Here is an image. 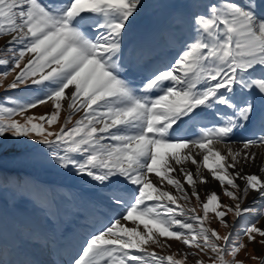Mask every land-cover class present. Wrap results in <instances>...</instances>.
Masks as SVG:
<instances>
[{"label":"snow or ice","instance_id":"6c2138e0","mask_svg":"<svg viewBox=\"0 0 264 264\" xmlns=\"http://www.w3.org/2000/svg\"><path fill=\"white\" fill-rule=\"evenodd\" d=\"M148 6L147 0H0V76L14 74L0 81V165L11 158L21 166H51L80 178L93 194L83 201L76 189L0 171V192L9 183L16 189L0 207V264H188L189 258L191 264H245L242 250L264 247V153L253 151L264 150V0L183 6L158 0L152 5L157 31L137 37L136 22ZM186 28L191 37L181 41ZM161 41L180 45L163 66L154 62ZM18 89L39 95L7 94ZM41 105L51 112H30ZM62 107L68 117L58 124ZM73 111L83 116L68 127ZM201 156L210 177L201 171ZM188 160L195 172L183 165ZM212 181L234 205L222 204L207 187L201 199L197 185ZM57 190L86 202L89 211L108 212L80 251L56 259V230L15 217L6 242V210L25 195L54 209ZM250 195L258 209L241 207ZM190 196L203 216L181 206ZM210 211L225 228L228 212L239 220L256 211L257 219L235 237L220 235L204 226ZM161 238L183 246L179 258L149 251L165 247ZM250 258L264 264V257Z\"/></svg>","mask_w":264,"mask_h":264},{"label":"rangeland","instance_id":"374dc122","mask_svg":"<svg viewBox=\"0 0 264 264\" xmlns=\"http://www.w3.org/2000/svg\"><path fill=\"white\" fill-rule=\"evenodd\" d=\"M157 2H158V0H147V4L149 6L144 11V12L147 11L150 14L152 13V15L155 19H157L158 12L155 8L152 7V5L154 3H157ZM166 2L171 3L173 5H176V6H183V5L187 4L189 2V0H166ZM237 2H241V0H237ZM145 30H144V33L148 34V32L150 30H152L151 26H150V28H147ZM180 36L182 37L181 41H183L184 39L190 38L191 37L190 28H186L185 31L183 33H181ZM0 42H2V41H0ZM0 71H3L2 67H0ZM13 75H9L8 77L0 76V81H4L5 83L10 82L13 79ZM4 94H5V89L3 87H0V97H2ZM7 94L8 95H16L17 98L21 99V100L31 99V98H33L34 95H39V93H34V92H30V91H23L22 89L11 90ZM51 110L52 109H50V107L48 105H41L35 109H31L30 112L34 113L35 115L38 116V115L43 114L45 112L50 113ZM82 113H83V111H79V112L73 111V115L71 117V123L68 125V127H71L72 125H74L76 120L80 119L83 116ZM67 117H68V111L62 107L61 111H60V115L58 117V124H62L64 122V120L67 119ZM17 119H19V117H17ZM33 122H36V121L34 120ZM58 124L52 125L53 131L58 130ZM189 163L191 164V162H189ZM189 163L183 162V165L188 168ZM0 171H2L4 173V175L8 176V177H12L15 175L31 176V177L35 178V180H37L42 185L53 186V187L60 186L63 189H66L65 185L75 187L76 190H78L82 194L84 201H86L88 199L86 192L92 193L91 191H89L83 187V182L81 181L80 178L75 177V176H65L62 174V171H57L54 167H51V166H45V165H41V164H28L25 166H21V165L17 164L16 162H14L11 158H9L2 165H0ZM250 171L254 172L253 169L252 170L250 169ZM168 187L170 188V186H168ZM67 190L73 191V189H67ZM15 192H16V189L12 186L11 183L4 185V191L0 192V207H3V205H4L5 201H7V199L9 201H11ZM199 192L201 195V199L202 200L206 199V197L204 196V192L202 190ZM173 193H175V191H173ZM250 196L244 200L241 207L242 208H251L254 210L258 209L260 207V202L254 203V202L250 201ZM57 197H58V199H57L56 207L54 209H51V211L52 210L57 211L59 214V218H63L62 216L68 215V213H69L68 212L69 208L68 207L66 208V205L70 206L69 203H66V201H69V200L63 194V192H61L59 190H57ZM220 197H221V203L224 205H228L230 203L234 205V203H235V202L230 201L229 198L224 197L222 195V191L220 193ZM69 202L74 203V201H69ZM84 203L85 202H83V204ZM180 204H181V206H183L185 208V210H187L189 208H194L195 212L191 213V214L203 216L202 205L197 204L195 197L190 196V199L187 202L181 200ZM82 206H84V205H82ZM5 207H6V203H5ZM48 211H49V208L47 207V205L45 203H41L40 200L37 199L36 197H29L28 195H25L21 198H18L16 200L15 207L10 208L9 213L7 212V210L5 212V223H4L5 240H9L8 239L9 237L7 238V234L9 236L11 230L14 227L12 217L22 219L24 221H27L29 223L34 224L35 216L37 215L38 217H41L43 219L42 223L47 225L49 222V218L47 216ZM87 211H89L88 208H87ZM53 216H57V215L54 214ZM214 216H215V214L210 211L209 217H208V219L205 220L204 226H209V223H210V226L212 228H218L219 229L220 235H225L228 232H232L233 236L235 237L236 235H239L241 233L245 224L257 219V212L252 211V212L246 213L239 220H237V218L233 215V213L228 212L225 216V220L229 224L228 228H225L222 225H220L219 221L217 219H215ZM89 222L91 223V221H89ZM260 223L264 224V218L260 219ZM244 242H246V237L244 238ZM161 243L164 244L165 247L161 248L159 246H150L149 251H154L157 255H164V256L173 255L174 258H179V255H177V253H178V251H181L183 248V246L179 242H177L175 240L168 241L164 238H161ZM169 243L171 244L170 248L167 246ZM150 244H151V242H150ZM253 255L259 256V257H264V247L260 246L258 243H255L252 246H250L247 249V251L242 250L239 253V258L242 260H245V264H259L258 260L250 258ZM188 264H191V258H189ZM205 264H209V262L206 259H205Z\"/></svg>","mask_w":264,"mask_h":264},{"label":"bare ground","instance_id":"6f19581e","mask_svg":"<svg viewBox=\"0 0 264 264\" xmlns=\"http://www.w3.org/2000/svg\"><path fill=\"white\" fill-rule=\"evenodd\" d=\"M150 26L152 30H150L148 34L157 31L156 19L153 17L152 13L150 14L146 11L141 15V17L138 18L136 22L134 28L135 35L137 37H142L146 35L144 33V30L150 28ZM181 38L182 37L180 36V40ZM179 49H180V45L176 47H170L166 45L163 41H161L157 47V51L154 56V62L162 66L166 65L169 60L175 58L178 55ZM211 120H212V115L211 112H209L207 113V120L205 121L207 126H211V123H209ZM199 130H200L199 127L195 128L196 132H199ZM192 131L193 129L190 127L189 132L191 133ZM209 147L212 146L210 145ZM216 147L220 148L222 146H216ZM184 151L186 150H181V155H183ZM253 151L257 152L258 155L264 153V150L259 148L253 149ZM211 159L212 158L210 157V163H211ZM183 162L189 163L191 161L188 160ZM199 163L201 164V171L204 173V175L210 177L211 173H209L207 169H204L202 167L203 164L202 156L199 158ZM259 163L260 161L258 159L257 164ZM179 167L180 165H177V168ZM188 169L195 172L196 166L189 163ZM252 169L254 170V172L259 170L258 167H253ZM151 175L154 174H150V176ZM170 175L176 176V173H171ZM164 183L166 184L167 181L165 180ZM205 187H207V189L209 190V194L211 193V190L217 191L218 194L221 193V189L218 187V182L216 181H212L208 185H197L198 191H201ZM65 188L73 189V190L76 189L75 187H71L68 185H65ZM173 191L175 190L173 189ZM69 192H71V190ZM86 194L88 199L93 198L92 193L86 192ZM250 201L254 203L259 202L258 199L254 200L252 196H250ZM66 203L70 204V206L66 205V208L67 207L69 208L68 210L69 213L68 215H64V216L61 215L63 218H59V214L57 211L49 210L47 212V216L49 218V222L47 225L42 223L43 219L41 217H38L37 215L35 216V222H34V225H37L47 231L56 230L55 235L57 237V243H58V255L55 258L62 261H67L71 256H75L77 252L80 251L81 246L85 244V240L89 236V234L92 233L95 229L99 228L106 221V218L108 216V212L106 211H95V212L87 211V204H85L86 202L83 204L82 200L80 199L75 200L74 203H71L69 201H66ZM148 203H154V202H148ZM51 213H55L57 216H53V214ZM89 221H91V223ZM124 225L134 226L133 222L130 221H125ZM12 231L13 229L11 230L9 236L7 234V238L9 237L8 239L11 238L10 236L12 235ZM7 241L8 240H6V242Z\"/></svg>","mask_w":264,"mask_h":264}]
</instances>
